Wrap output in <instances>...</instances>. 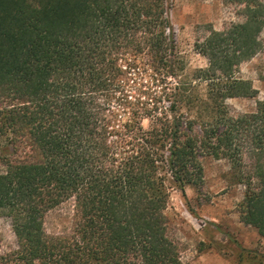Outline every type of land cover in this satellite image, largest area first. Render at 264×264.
<instances>
[{
  "label": "trees",
  "instance_id": "obj_1",
  "mask_svg": "<svg viewBox=\"0 0 264 264\" xmlns=\"http://www.w3.org/2000/svg\"><path fill=\"white\" fill-rule=\"evenodd\" d=\"M225 1L243 20L210 29L208 66L187 72L164 0H0V216L17 242L0 264H183L170 191L200 188L206 156L228 160L264 238V101L226 104L256 97L237 73L264 48V0ZM146 78L176 82L162 96Z\"/></svg>",
  "mask_w": 264,
  "mask_h": 264
},
{
  "label": "rangeland",
  "instance_id": "obj_2",
  "mask_svg": "<svg viewBox=\"0 0 264 264\" xmlns=\"http://www.w3.org/2000/svg\"><path fill=\"white\" fill-rule=\"evenodd\" d=\"M175 32L176 48L187 67L186 71L208 66L207 59L195 48L210 29L217 31L243 20L240 7L225 0H164ZM264 45V30L261 34ZM237 76L249 80L256 97L232 98L227 101L235 116L253 112L258 101H264V48L249 61L243 62ZM145 84L152 93L164 96L171 92L176 80ZM167 84V85H166ZM135 85H141L137 79ZM204 91L202 86L201 94ZM1 106V101H0ZM204 182L200 188L187 187L185 195L171 188L169 216L172 233L181 245L183 264H264V238L257 230L244 224L239 205L244 187L231 177L227 159L206 156L201 158ZM3 165L0 162V171ZM73 215L72 203L52 210L45 218L47 233L63 231ZM17 247L11 222L0 216V253Z\"/></svg>",
  "mask_w": 264,
  "mask_h": 264
}]
</instances>
